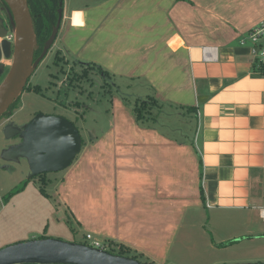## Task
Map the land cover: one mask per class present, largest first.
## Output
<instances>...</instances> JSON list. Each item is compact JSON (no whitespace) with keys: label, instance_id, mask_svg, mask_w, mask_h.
I'll use <instances>...</instances> for the list:
<instances>
[{"label":"crops","instance_id":"0c3cea01","mask_svg":"<svg viewBox=\"0 0 264 264\" xmlns=\"http://www.w3.org/2000/svg\"><path fill=\"white\" fill-rule=\"evenodd\" d=\"M229 9L228 0H97L69 15L64 4V42L94 32L100 68L158 102L153 119L138 123L114 106L61 180L84 240L170 264L189 222L201 227L204 264L207 252L264 237V75L251 44L240 43L264 21V6ZM204 46L218 48L216 62L203 61Z\"/></svg>","mask_w":264,"mask_h":264},{"label":"rangeland","instance_id":"374dc122","mask_svg":"<svg viewBox=\"0 0 264 264\" xmlns=\"http://www.w3.org/2000/svg\"><path fill=\"white\" fill-rule=\"evenodd\" d=\"M95 2L97 3V0H65L66 12L72 15V10L87 4L93 9ZM258 5L264 6V0H228L229 11L237 7H240V10H249ZM74 18L72 24L81 26L82 23L75 22ZM66 28H70L67 21L63 24L52 49L29 79L12 111V116L4 115L0 119V250L42 238L85 244L84 232L75 220L69 218L71 212L61 194L60 182L67 170L78 167L79 161H82L86 152L93 147L92 135L107 129L111 120L110 110L114 106L127 108V118L138 123L136 104L149 99L146 95L149 91L140 85L128 86L131 84L130 80L114 79L112 76L110 78L95 68V65L100 67V58L94 52V32L81 43L78 37L70 38L69 43H66ZM7 30V33L12 32L10 26ZM10 62L11 60L6 66V72L0 76V84L9 71ZM37 114L62 116L79 129L83 140L82 151L67 170L30 177V166L26 158H18L15 161L3 158L6 150L19 143L18 140L5 138V124L11 122L15 126L23 127ZM183 118H176L175 121L182 122V131H188L191 126L184 122ZM154 126L157 128L156 124ZM170 138L175 139L173 134H170ZM181 138L191 142L192 135H181ZM183 224L180 242L172 244L168 252V258L172 262L170 264H201L197 260L200 256L197 255L200 252L201 227L189 222ZM105 247L113 246L105 244ZM116 247L115 250L118 251L119 247ZM206 256L209 257L205 258L207 263L204 264L264 263V237L238 243L235 241L215 250L214 253L207 252ZM139 261L151 264L140 257Z\"/></svg>","mask_w":264,"mask_h":264},{"label":"water","instance_id":"95a60500","mask_svg":"<svg viewBox=\"0 0 264 264\" xmlns=\"http://www.w3.org/2000/svg\"><path fill=\"white\" fill-rule=\"evenodd\" d=\"M7 6L14 43L5 39L0 30V76L3 61L10 59L9 71L0 84V119L19 100L28 81L52 49L63 21L64 9L58 10V20L50 38L37 59L39 50L32 14L27 0H2ZM7 140L17 137L21 143L10 147L3 158L15 161L26 158L30 177L67 170L82 151V136L74 123L62 116L37 114L23 127L7 122ZM0 264H145L137 259L110 253L84 243L42 238L18 243L0 250Z\"/></svg>","mask_w":264,"mask_h":264},{"label":"trees","instance_id":"16d2710c","mask_svg":"<svg viewBox=\"0 0 264 264\" xmlns=\"http://www.w3.org/2000/svg\"><path fill=\"white\" fill-rule=\"evenodd\" d=\"M27 2L33 18L37 44L39 45V50H37L35 53V59H37L41 55L43 48L46 42L48 41V39L50 38L53 28L57 23L58 10L60 8L64 9L65 0H27ZM3 4L5 5L4 2ZM95 68H98L103 75L108 77L110 76L107 71H104L100 67H97L95 65ZM17 103L18 101L15 102V104L10 108V110L5 115L12 116V111ZM157 106H158V102L151 97H149V99L146 101H141L140 104H136L135 112H136L137 121H144L146 119L152 120L153 108ZM203 201H204V196H203ZM231 243L232 242H230L229 244ZM229 244H225V246ZM118 247H119L118 251L115 250V248L117 247H110L107 248V250L115 255L131 257L130 255H132V251L130 249L124 246H118ZM131 258L139 260V257L137 255H133V257ZM252 264H264V263H252Z\"/></svg>","mask_w":264,"mask_h":264},{"label":"built area","instance_id":"2783aa9c","mask_svg":"<svg viewBox=\"0 0 264 264\" xmlns=\"http://www.w3.org/2000/svg\"><path fill=\"white\" fill-rule=\"evenodd\" d=\"M6 40L11 43H14L15 35L14 32L7 33ZM241 45L245 46L251 44V55L253 58L254 66L257 68V71L264 75V21L253 27L248 31L246 38H243L240 41ZM202 58L206 63L216 62L218 59V48L212 46L202 47ZM85 244L93 248L105 249V245L98 241H94L91 235H86Z\"/></svg>","mask_w":264,"mask_h":264},{"label":"flooded vegetation","instance_id":"af4514ba","mask_svg":"<svg viewBox=\"0 0 264 264\" xmlns=\"http://www.w3.org/2000/svg\"><path fill=\"white\" fill-rule=\"evenodd\" d=\"M0 2H1V4H0V30H1V32H8L9 29L7 30V27L10 26L8 9L3 4L2 0H0ZM9 61H10V59H7V60L3 61L4 67L2 69V74L4 72H6L5 71L6 70V66L9 64ZM7 73H6V75H7ZM2 74H1V76H2ZM13 140H18V142H19L18 144H20L22 142L19 137L15 138ZM13 140H11V141H13Z\"/></svg>","mask_w":264,"mask_h":264}]
</instances>
